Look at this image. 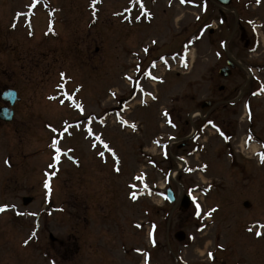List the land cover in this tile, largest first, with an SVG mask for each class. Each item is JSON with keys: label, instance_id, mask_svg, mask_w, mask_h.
<instances>
[{"label": "rangeland", "instance_id": "374dc122", "mask_svg": "<svg viewBox=\"0 0 264 264\" xmlns=\"http://www.w3.org/2000/svg\"><path fill=\"white\" fill-rule=\"evenodd\" d=\"M89 1L0 0V92L19 96L12 120H0V264H264V0H239L238 15L144 0L152 17L134 10L126 21L128 0H101L95 13ZM227 54L245 68L222 77ZM235 84L243 97L218 105ZM138 86L149 97L134 105ZM206 100L216 107L190 118L197 132L183 140L186 113L205 112ZM136 175L147 185L134 186ZM162 185L196 201L184 211Z\"/></svg>", "mask_w": 264, "mask_h": 264}, {"label": "water", "instance_id": "95a60500", "mask_svg": "<svg viewBox=\"0 0 264 264\" xmlns=\"http://www.w3.org/2000/svg\"><path fill=\"white\" fill-rule=\"evenodd\" d=\"M221 3H224V4H227L228 1H222L220 0ZM228 68L227 67H224L220 70V73L224 76L228 75L229 74V71L227 70ZM1 99L3 101H6L9 103V105H12L15 100H17V96H16V92L14 90H11V89H5L2 93H1ZM12 118V109L9 107V106H2L0 107V120H3V121H9L10 119ZM168 196H169V199L173 200V194L172 192H170L168 190ZM30 201L29 198L27 199H24L23 200V203L26 204ZM181 205L186 208L187 205H188V196H184L183 200H182V203ZM175 237L179 240L183 239L184 237V234L183 233H176L175 234Z\"/></svg>", "mask_w": 264, "mask_h": 264}, {"label": "snow or ice", "instance_id": "6c2138e0", "mask_svg": "<svg viewBox=\"0 0 264 264\" xmlns=\"http://www.w3.org/2000/svg\"><path fill=\"white\" fill-rule=\"evenodd\" d=\"M95 2H96V0H93V3H95ZM184 2H185V0H181V3H184ZM141 8H143V4H141ZM145 14H147V13H145ZM137 18H139V17H137ZM153 43H155V41H153ZM145 51H147V49H145ZM145 75H150V74L145 73ZM61 78H62V79L64 78V73H61ZM151 78H152V79H157V77H151ZM77 91H78V89H77ZM154 98H155V97H154ZM50 99H54V97H50ZM69 99H71V97H69ZM61 103H63V101H61ZM141 103H143V101H141ZM74 106H75V107H78V108H81V111H82V106H80V105H74ZM165 115H167V113H165ZM121 123H124V122L121 121ZM131 127H133V129H135V125H131ZM53 131H55V129H53ZM87 131H88V133L91 135V129H88ZM96 139L99 140L100 138L97 137ZM56 144H57V141H56V140H53V141H52V147H53L57 152H59V149L56 148ZM93 147H95V145H93ZM104 147H105V148H108V145H107V144H104ZM100 155L103 156L104 153L101 152ZM258 155L260 156L261 163H264V153H261V154H258ZM58 159H59L58 156H54V157H53V160H54V161H58ZM6 163H7V161H6ZM52 166H54V165H50V167H52ZM135 179H141V177H136ZM44 186H45V188H48V187H49V184H48L47 181H45ZM132 198L135 199V194H134V193H133ZM6 207H7V206H0V212L5 211ZM214 211H216V209H211L209 212L205 213V215L210 216L211 213L214 212ZM200 214H201V212H200V205H199V204H196V215L199 216ZM259 227H260V228H264V225H259ZM249 231H252V229H249ZM255 234H256L257 236H260L262 233H261L260 231H257ZM149 235H150V238H151V235H152V234L150 233ZM32 236H35V233H33ZM31 238H32V237H30L29 239H31ZM27 243H28V241H25V244H27ZM208 255H209V257H211L212 253H209Z\"/></svg>", "mask_w": 264, "mask_h": 264}, {"label": "flooded vegetation", "instance_id": "af4514ba", "mask_svg": "<svg viewBox=\"0 0 264 264\" xmlns=\"http://www.w3.org/2000/svg\"><path fill=\"white\" fill-rule=\"evenodd\" d=\"M189 1H190V0H189ZM203 1H206V0H203ZM209 1H213V0H209ZM213 2H214V1H213ZM216 4H217V3H216ZM217 5H218V4H217ZM239 5H240V3L238 2V0H230V3H229L230 10L237 11L238 8H239ZM243 36H245V31H242V33H241V37H243ZM248 42H249V41H248L247 39L244 40L245 46H247ZM236 67H239V68H236ZM231 69H232V70H233V69H237V72H239L240 69H241L240 62H236V61H234V62H233V66H232ZM222 87H224V86L220 85V86H218V89H224V88H225V87H224V88H222ZM236 87H237L236 84L233 85V86H231L230 89H227V91H225L226 94H224V95H222V96H219V99H218V105L221 104L222 107H223V105L226 106V105H227L226 103H229V98H227L226 100H223V97L230 95V93H232V92L235 90ZM207 101H208V100H207ZM207 104H208L207 107H206V108H202V109H205V111L208 112L207 115H210L211 112H213V109L216 107L217 104H216L215 102H212V101H209ZM200 106H201V104H200ZM223 109H224V108H223ZM185 138H186V137H185ZM189 138H190V137H189ZM189 138H187V139H189Z\"/></svg>", "mask_w": 264, "mask_h": 264}, {"label": "bare ground", "instance_id": "6f19581e", "mask_svg": "<svg viewBox=\"0 0 264 264\" xmlns=\"http://www.w3.org/2000/svg\"><path fill=\"white\" fill-rule=\"evenodd\" d=\"M174 175V172L171 174V177Z\"/></svg>", "mask_w": 264, "mask_h": 264}]
</instances>
